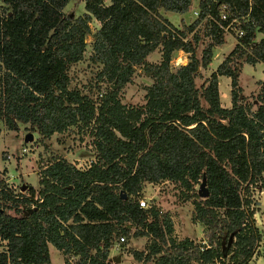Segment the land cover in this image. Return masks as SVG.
Returning a JSON list of instances; mask_svg holds the SVG:
<instances>
[{
    "label": "trees",
    "instance_id": "1",
    "mask_svg": "<svg viewBox=\"0 0 264 264\" xmlns=\"http://www.w3.org/2000/svg\"><path fill=\"white\" fill-rule=\"evenodd\" d=\"M83 1L85 12L74 17L64 11L69 0H1L0 121L10 130L16 120L28 123L44 138L76 127L90 136L95 157L86 168L51 161L27 195L0 176V264H51L49 244L64 264H113L120 237H147L143 250L129 249L138 264H250L261 238L249 186L264 188V80L250 99L239 76L243 62L264 64V1L199 0L197 20L179 28L164 13L189 12L193 0ZM222 2L232 17L249 14L263 36L254 40L247 26L245 48L236 45L197 86L225 40L207 18L210 41L198 56L194 29L208 14L216 17ZM92 19L99 26L89 59L115 86L95 100L72 87L70 76L85 55ZM176 50L188 61L173 69ZM155 51L160 59L150 62ZM136 66L152 82L145 103L128 106L118 91ZM219 76L230 79V107L221 105ZM203 178L205 198L195 190ZM164 180L191 200L206 243L175 240L167 212L140 207L144 184Z\"/></svg>",
    "mask_w": 264,
    "mask_h": 264
},
{
    "label": "rangeland",
    "instance_id": "2",
    "mask_svg": "<svg viewBox=\"0 0 264 264\" xmlns=\"http://www.w3.org/2000/svg\"><path fill=\"white\" fill-rule=\"evenodd\" d=\"M1 4V0H0ZM193 4V2H192ZM192 4L190 8L192 7ZM175 13L165 12L168 20H171L174 25L179 28L184 22L191 24L197 20L194 13ZM64 11L72 14L74 17L80 16L85 12L83 0H69ZM205 20L198 22L195 30L201 34V39L197 45L196 53L200 56L201 49L205 46L210 38L205 35L204 28ZM90 33L86 37V52L83 59L72 65L70 69L71 86L77 87L83 94L90 98L100 97L106 87L115 88L113 84L100 79L98 73L101 65L95 64L89 59L91 52V42L93 34L97 30L99 24L95 19L90 22ZM263 33L256 31L254 33L255 40L260 39ZM225 39V36H224ZM236 46L233 38L226 36V42L220 46H216L213 50V58L208 68L200 69V75L196 78V84L199 86L204 78H206L213 69H215L221 60H223L230 51ZM159 52L155 51L150 57V61L158 60ZM188 54L176 50L171 59L173 69L181 64H185L188 59ZM178 62L176 64L175 62ZM262 65L256 63L252 65L245 63L242 67L240 75V86L243 88L244 94L250 97H255L259 90L255 85V80L261 77ZM152 82L139 66L135 67V72L131 81L124 84L118 91V97L121 102L128 106H141L145 103L146 86ZM112 85V86H111ZM99 87L101 90H99ZM219 91L222 103L227 98V86L224 80H219ZM17 130H10L0 121V176H2L9 184L16 187V192L27 195L28 187L33 186L38 189L39 171L42 167L49 164L57 158H65L70 162L75 163L79 168H86L95 157V152L92 149L91 139L87 133L79 131L76 127H70L64 133H55L50 138L42 137L36 129L30 127L28 123H23L16 120ZM31 133L33 139L25 141L26 134ZM256 185L249 186L250 195H255L252 199L250 210L255 215L253 218L256 221V226L260 232V252L251 259L252 264H264V193L261 194V187ZM199 184L195 186L197 192ZM142 198L147 202L148 207L156 204L162 211L167 212L172 220L174 231L172 238L181 240L185 237L192 239L197 243H206V231L202 224L193 222L191 219L193 205L191 200H185L178 186H175L170 181H161L159 183H145L142 190ZM146 208V207H143ZM27 209L24 207L22 213ZM133 226L131 230H133ZM147 237L126 238L120 241V238L115 241L111 252L110 260L113 264H138L131 256L129 249L134 248L143 250L147 245ZM0 249H4V243L0 241ZM50 261L51 264H64L62 254L52 245H50ZM219 264V263H216ZM251 264V262H250Z\"/></svg>",
    "mask_w": 264,
    "mask_h": 264
},
{
    "label": "built area",
    "instance_id": "3",
    "mask_svg": "<svg viewBox=\"0 0 264 264\" xmlns=\"http://www.w3.org/2000/svg\"><path fill=\"white\" fill-rule=\"evenodd\" d=\"M248 1L250 3H252V0H248ZM262 1H264V0H262ZM216 10H217V16L216 17L208 14L203 20H206L207 18L212 20V22L221 30L222 36L223 37L229 36L230 38H233L236 45H239V46L245 48V44L243 43V38L246 35V27L247 26H253L254 27V31H252L253 33H255L256 31H260V26L256 25L257 24L256 21L251 16H249V14H246V15L240 16V17H232L231 12H230V8H229L228 4H226V3H223V2L218 3L216 6ZM193 13L198 18L199 9L193 11ZM253 39L255 40V37ZM182 40L186 41V38H183ZM175 63L178 64L177 61ZM262 193H264V190L263 191L261 190V194ZM250 197H251V199L256 198V196L253 194L250 195ZM139 205H140V207H148V204L144 200V198H141L139 200ZM253 215H255V213ZM124 240H125L124 237H120L121 242ZM260 243H261L260 240L255 243V245L253 247L252 258H254L260 252V250H261V247L259 246Z\"/></svg>",
    "mask_w": 264,
    "mask_h": 264
},
{
    "label": "crops",
    "instance_id": "4",
    "mask_svg": "<svg viewBox=\"0 0 264 264\" xmlns=\"http://www.w3.org/2000/svg\"><path fill=\"white\" fill-rule=\"evenodd\" d=\"M198 1L199 0H193V4H192V10H190V12L191 13H193V11H195V10H197L198 9ZM1 5V4H0ZM190 8V9H191ZM164 16H165V14H164ZM166 18H167V16H165ZM169 22H171L172 24H173V22L171 21V20H169ZM174 25V24H173ZM175 26H178V25H175ZM225 42H226V37H225ZM257 40H259L258 38H257ZM256 40V41H257ZM180 52H183L182 50H179ZM158 52V51H157ZM154 53V52H153ZM153 53H151L148 57H147V59L149 60V57L153 54ZM158 55H159V57H158V60H156V61H154V62H157V61H159V59H160V53H158ZM150 61V60H149ZM222 61V60H221ZM150 62H153V61H150ZM245 63H247V62H243L242 63V67H243V65L245 64ZM257 63H259V64H261L262 65V70H261V77L260 78H258V79H256L255 80V85L258 87V82L259 81H263L264 80V64L263 63H261V62H257ZM256 64V63H255ZM255 64H252V65H255ZM219 65V64H218ZM216 69V68H215ZM215 69H213L212 71H214ZM241 71H242V68H241ZM240 75H241V72H240ZM219 78V80L221 79H223L224 80V82H225V84H226V86H227V91L225 92L226 94H227V98H225V100H224V102L222 103V99H221V105L223 106V107H230V105H231V102H230V79H229V77H227V76H219L218 77ZM239 80H240V76H239ZM240 84V83H239ZM246 95V94H245ZM50 245L51 244H49V251H50ZM251 262V264H252V261H250Z\"/></svg>",
    "mask_w": 264,
    "mask_h": 264
},
{
    "label": "water",
    "instance_id": "5",
    "mask_svg": "<svg viewBox=\"0 0 264 264\" xmlns=\"http://www.w3.org/2000/svg\"><path fill=\"white\" fill-rule=\"evenodd\" d=\"M114 87H115V86H114ZM32 139H33V135H32L31 133L26 134V136H25V141L28 142V141H31ZM197 193H198V195H199L201 198H205V197L208 196L209 191H208V189H207V187H206V181H205V178H203L202 181L200 182V184H199V188H198V190H197ZM122 197L124 198L125 195H122Z\"/></svg>",
    "mask_w": 264,
    "mask_h": 264
}]
</instances>
